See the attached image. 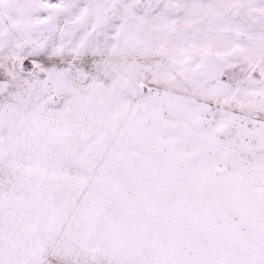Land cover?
<instances>
[{
    "label": "snow or ice",
    "instance_id": "snow-or-ice-1",
    "mask_svg": "<svg viewBox=\"0 0 264 264\" xmlns=\"http://www.w3.org/2000/svg\"><path fill=\"white\" fill-rule=\"evenodd\" d=\"M0 264H264V0H0Z\"/></svg>",
    "mask_w": 264,
    "mask_h": 264
}]
</instances>
